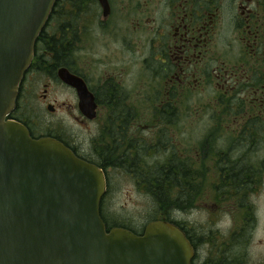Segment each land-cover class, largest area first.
Listing matches in <instances>:
<instances>
[{
	"label": "flooded vegetation",
	"instance_id": "af4514ba",
	"mask_svg": "<svg viewBox=\"0 0 264 264\" xmlns=\"http://www.w3.org/2000/svg\"><path fill=\"white\" fill-rule=\"evenodd\" d=\"M109 3L111 11L103 17V24L108 36H121L109 41L106 55L77 61L79 50L74 47L78 32L73 26L66 28L69 36L65 40L72 50H48L49 46L35 50L10 118L25 125L34 139H56L80 158L101 167L107 180L103 199L109 194L106 167L126 168L127 174L142 186L143 173L136 168L182 164L186 200L179 210L188 213L189 208H185L191 194L193 165L207 199L205 208L211 212L208 214L220 215L221 222L229 221L233 232L221 244L216 236L217 251L213 254L210 249L208 258L201 261L197 242L186 224L177 225L195 247L193 264H210L212 255L216 257L212 263L224 264L226 248L239 246V231L246 237L245 247L250 245L251 233L253 241L264 213V0ZM59 30L56 39L62 41L66 31L61 27ZM97 63L104 66L100 72L95 70ZM143 66L148 76L146 86ZM63 68L82 78L93 93L97 103L93 119L82 111L77 87L60 78ZM36 71H43L48 81L33 96L28 82ZM53 82L70 91L72 103L52 100ZM31 96L50 116L68 114L83 128L97 124V132L90 139V153L80 152L83 147L46 117L32 115L24 105L25 97L28 100ZM192 117L209 120L204 126L192 127ZM207 180L215 184L208 186ZM161 217L155 220H168L166 215ZM118 225L106 221L108 230L123 226L139 235L147 226L138 231ZM230 255L232 264H245L244 256Z\"/></svg>",
	"mask_w": 264,
	"mask_h": 264
},
{
	"label": "water",
	"instance_id": "95a60500",
	"mask_svg": "<svg viewBox=\"0 0 264 264\" xmlns=\"http://www.w3.org/2000/svg\"><path fill=\"white\" fill-rule=\"evenodd\" d=\"M98 1L107 17L109 0ZM56 2L0 0V264H193L195 247L174 222L151 221L142 235L108 230L104 170L10 118ZM59 76L77 87L93 119L97 103L86 82L67 68Z\"/></svg>",
	"mask_w": 264,
	"mask_h": 264
},
{
	"label": "rangeland",
	"instance_id": "374dc122",
	"mask_svg": "<svg viewBox=\"0 0 264 264\" xmlns=\"http://www.w3.org/2000/svg\"><path fill=\"white\" fill-rule=\"evenodd\" d=\"M81 1L84 2L83 7H74L71 15L64 14L59 20L55 17V19L52 20L48 32L51 34L54 32L59 33V27L63 24H67L66 27L73 26L74 30L78 32L77 42L74 47V49L79 50L76 52L78 54L76 60L78 61V58H80L81 61L87 62L91 56H95V59H98L104 54L106 55V48L108 49L110 46L109 41L118 39L121 33L113 38L107 35L108 30L106 25L103 24L104 18L102 8L97 0ZM68 11L69 8L67 12ZM59 15H61L60 12L57 14V17H59ZM126 21L128 23V20ZM58 25L59 27L57 28ZM95 67V70L99 72L104 69V66L98 63ZM144 67L145 66H143V84L146 86L148 76L147 70ZM43 73V71H36L33 75H30L28 82L30 90L32 87L30 95L35 96V94L42 90L41 86L43 83L48 81L47 76ZM131 78L134 79V68L131 69ZM143 90V110H146L148 102L147 99L144 98L146 94L145 88H143ZM51 95L52 100H68L70 103L73 101L70 91L63 90L59 84H54V82L52 83ZM24 105H27L26 109L32 115H36L37 113L41 114L43 117H46L47 121L53 122L59 126L60 130L69 134L77 144L83 147L80 152L86 155L90 153V146L92 145L90 139L92 135L97 132V124L91 125L89 128H83L77 125L75 119L68 114L60 113L58 116H50L36 100L32 99V96L28 100H26L25 97ZM191 105L194 107L195 103L192 102ZM208 120L209 119L205 120L194 117L190 119L192 127L204 126ZM197 136L198 135H194V137ZM106 169L109 171V194L103 200L102 212L108 222L117 223L119 225L124 224L138 231H142L149 222L162 216L161 214L158 215V205L155 199L147 193L144 187L138 185L137 182L127 174L128 171L126 168L106 167ZM124 169H126L127 172ZM195 183H190L191 194L185 208H189L188 210L190 211L185 213V210H179L183 207L177 205L176 208H174L175 210L172 209V212L169 216L167 215V217L183 226L186 224L187 230L197 242L198 254L201 261H203L204 257L208 258L210 249H212L213 254L217 251L215 248V242H217L216 236L219 237L218 244H221L223 241L226 242L231 238L233 231L229 221L227 223L221 222L220 215H215L214 213L208 214L211 212L205 208L207 199L202 193L201 182L198 177L195 179ZM205 183H207L206 185L208 186H213L215 181L207 180ZM260 223V227L253 233V241L251 233L250 245L245 247V242H247L246 237H243V231H239L237 237L239 246L227 247V252L230 254L234 253V256L237 254L239 258L244 256L245 264H264V213L261 214ZM235 233L236 232H234V235ZM228 253H223L224 264H232V261L229 260L231 259V255ZM215 258L216 257L212 255L211 261L213 262ZM211 261L210 264H214ZM233 264H235V261Z\"/></svg>",
	"mask_w": 264,
	"mask_h": 264
},
{
	"label": "trees",
	"instance_id": "16d2710c",
	"mask_svg": "<svg viewBox=\"0 0 264 264\" xmlns=\"http://www.w3.org/2000/svg\"><path fill=\"white\" fill-rule=\"evenodd\" d=\"M83 5H84V2H82L81 0H57L50 20H54L55 17L58 18L59 20L60 17H57V14L59 12L61 15H64V14L71 15L72 14L71 12L74 10V7L81 8L83 7ZM71 6H72V9H71ZM68 8H69V11L67 12ZM64 9L66 10L64 11V14H63L62 11ZM66 25L67 24H63L61 26V28L64 31H66V28H70L69 26L66 27ZM68 33L69 32L66 31L63 34L65 36L62 38V41H61L59 39H56L55 32L51 34L48 32V29L43 30L42 34L40 35L38 39L36 50H43L45 49L46 46H49L48 50H72L71 44L65 40V38H67L66 35H68ZM136 169L141 170L143 173L140 176L141 184L145 188V190H147L155 199L158 205V215L161 214L162 216L164 215L169 216V214L172 212V209L176 208L177 205H179L180 207H184L186 196L184 194L185 190H184V178H183L184 176H183V165L182 164L180 165L163 164V165H158L156 167H152V166L143 167L142 166ZM196 171L197 169L193 165H191L190 183H195L194 177H197ZM101 215L105 222L108 221L104 213L102 212V205H101ZM159 218H162V217H159ZM168 220L172 221L169 218ZM172 222H175V221H172ZM175 223L182 225L178 222H175ZM120 227H123V226H120Z\"/></svg>",
	"mask_w": 264,
	"mask_h": 264
}]
</instances>
